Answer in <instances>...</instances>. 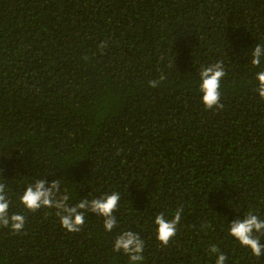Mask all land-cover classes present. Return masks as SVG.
I'll use <instances>...</instances> for the list:
<instances>
[{
    "label": "trees",
    "instance_id": "1",
    "mask_svg": "<svg viewBox=\"0 0 264 264\" xmlns=\"http://www.w3.org/2000/svg\"><path fill=\"white\" fill-rule=\"evenodd\" d=\"M257 44L264 0H0V183L25 217L19 233L0 226V264H129L113 250L125 231L144 241L138 264H264L229 234L264 220ZM218 61L223 108L206 109L199 73ZM38 179H59L70 206L118 192L116 226L85 212L69 232L57 209L27 210ZM181 207L163 246L155 217Z\"/></svg>",
    "mask_w": 264,
    "mask_h": 264
},
{
    "label": "clouds",
    "instance_id": "2",
    "mask_svg": "<svg viewBox=\"0 0 264 264\" xmlns=\"http://www.w3.org/2000/svg\"><path fill=\"white\" fill-rule=\"evenodd\" d=\"M101 49L106 47V42L99 45ZM264 56V47L257 44L252 52L251 64L259 67L261 57ZM226 71L223 61H218L208 66H201L199 89L202 92V102L206 109L223 108L220 103L221 80L225 77ZM166 79L161 73L159 80L149 82L150 87H156L160 81ZM258 86L255 91L264 99V70L256 74ZM60 193L59 179L53 180L50 184L44 179H38L34 184H29L19 198L27 210L36 212L42 207L57 209V216L63 228L69 232H78L84 225L85 212H89L103 218V224L106 231H112L116 226V217L113 214L117 209L120 201L118 192H112L100 198L91 200L82 198L77 204L69 205V196ZM10 200L5 194V185L0 183V226L9 227L14 233H19L25 226V217L22 214L9 215ZM183 208H178L174 218L167 220L163 213L155 217L154 223L158 226L156 229V239L161 245L167 246L170 239L176 235L177 225L181 220ZM254 233L264 234V220H261L252 212L247 213L243 219L236 218L230 223L229 234L234 237L241 246L249 248L252 254L260 257L264 254V245ZM144 241L139 234L132 231L122 232L114 241L113 250L116 252L123 251L129 257V264H138L144 260L142 255L144 251ZM212 253H217L218 248L213 245ZM227 257L220 253L216 264H225Z\"/></svg>",
    "mask_w": 264,
    "mask_h": 264
}]
</instances>
